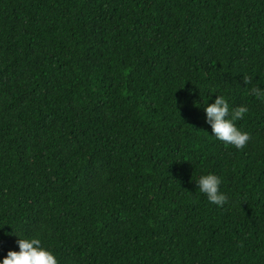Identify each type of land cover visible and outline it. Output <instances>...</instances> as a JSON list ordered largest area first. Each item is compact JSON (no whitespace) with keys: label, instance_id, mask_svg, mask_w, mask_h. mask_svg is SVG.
Masks as SVG:
<instances>
[{"label":"trees","instance_id":"trees-1","mask_svg":"<svg viewBox=\"0 0 264 264\" xmlns=\"http://www.w3.org/2000/svg\"><path fill=\"white\" fill-rule=\"evenodd\" d=\"M256 85L264 0H0V257L19 234L58 264H264ZM210 90L249 109L243 148L209 135Z\"/></svg>","mask_w":264,"mask_h":264},{"label":"clouds","instance_id":"clouds-1","mask_svg":"<svg viewBox=\"0 0 264 264\" xmlns=\"http://www.w3.org/2000/svg\"><path fill=\"white\" fill-rule=\"evenodd\" d=\"M242 81L243 87L249 85L247 78H243ZM237 85L242 87L239 83ZM212 93H215V96L211 99V102H208ZM250 94L264 102V87L252 86ZM195 102L196 106L203 105L205 123L210 128V136L236 149H241L246 145L250 135L247 131L237 127L236 122L248 113L249 109L247 106L241 105L230 108L225 96L217 94L214 90H210L208 95L200 96V100ZM194 181L196 188L206 196L209 203L221 206L226 202V195L219 190L220 177L214 172L202 173ZM14 235L17 237L18 250H7L6 254L0 257V264H58L55 255L42 243L39 235Z\"/></svg>","mask_w":264,"mask_h":264}]
</instances>
